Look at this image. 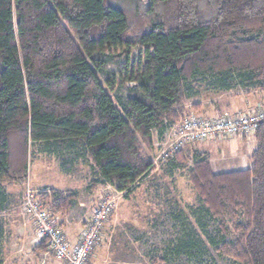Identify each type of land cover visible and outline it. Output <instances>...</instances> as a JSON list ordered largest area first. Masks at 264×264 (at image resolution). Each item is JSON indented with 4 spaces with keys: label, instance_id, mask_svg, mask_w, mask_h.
Masks as SVG:
<instances>
[{
    "label": "trees",
    "instance_id": "16d2710c",
    "mask_svg": "<svg viewBox=\"0 0 264 264\" xmlns=\"http://www.w3.org/2000/svg\"><path fill=\"white\" fill-rule=\"evenodd\" d=\"M199 79L264 98V0H0V211L2 186L27 183L32 147L84 157L90 188L130 193L155 170L143 147L168 142L193 112L205 117L200 105L186 109ZM254 134L249 169L215 174L195 149L190 159L208 212L243 213L240 264H264V118ZM186 146L164 156L177 163ZM37 198L64 214L78 196L46 189Z\"/></svg>",
    "mask_w": 264,
    "mask_h": 264
},
{
    "label": "rangeland",
    "instance_id": "374dc122",
    "mask_svg": "<svg viewBox=\"0 0 264 264\" xmlns=\"http://www.w3.org/2000/svg\"><path fill=\"white\" fill-rule=\"evenodd\" d=\"M197 83L198 94L186 104L188 111L200 105L196 113L205 117L264 112V98L259 91H246L235 81L228 91L218 89L209 80L199 79ZM172 139L162 142L155 137L152 149L143 147L155 170L128 194L109 184L98 183L90 188L95 173L84 157L75 158L74 153L52 157L41 153L43 146L32 147L27 183L2 186L7 196L0 211L2 263L59 264L48 248L39 249L44 241L25 205L29 195L38 199L42 191L55 189L78 196L64 214L54 210L52 201L38 199L57 219L66 237L68 233H80L102 204L110 207L87 264H240L233 253L238 235L235 228L245 222L243 213L236 208L218 218L208 212L190 183V159L195 149L208 157L215 174L249 169L256 134L187 145L188 151L178 157L177 163L164 156Z\"/></svg>",
    "mask_w": 264,
    "mask_h": 264
},
{
    "label": "built area",
    "instance_id": "2783aa9c",
    "mask_svg": "<svg viewBox=\"0 0 264 264\" xmlns=\"http://www.w3.org/2000/svg\"><path fill=\"white\" fill-rule=\"evenodd\" d=\"M263 118L264 113L260 111L211 117H200L191 113L186 120L171 128L168 139L173 138L174 142L170 144V148L176 150L193 143L215 141L219 138L235 140L249 137L259 128ZM25 205L34 217L38 233L43 241H46L50 253L65 264H87L89 255L99 240L101 225L109 215L110 207L106 204L98 207L94 212L93 221L81 231L77 242L72 243L67 239L57 219L42 207V203L34 195L28 196Z\"/></svg>",
    "mask_w": 264,
    "mask_h": 264
},
{
    "label": "crops",
    "instance_id": "0c3cea01",
    "mask_svg": "<svg viewBox=\"0 0 264 264\" xmlns=\"http://www.w3.org/2000/svg\"><path fill=\"white\" fill-rule=\"evenodd\" d=\"M66 234H67V232H65ZM81 233V232H80ZM80 233H78V234H67V238H68V240L70 241V242H72V243H75V242H77V239H78V237H79V235H80ZM47 261V260H46ZM46 261H45V263H46ZM59 264H65L63 261H59Z\"/></svg>",
    "mask_w": 264,
    "mask_h": 264
}]
</instances>
